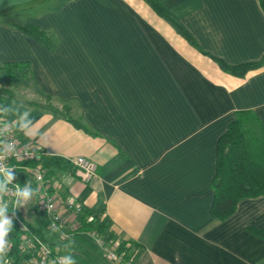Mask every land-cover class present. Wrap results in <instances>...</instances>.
Here are the masks:
<instances>
[{
    "label": "crops",
    "instance_id": "1",
    "mask_svg": "<svg viewBox=\"0 0 264 264\" xmlns=\"http://www.w3.org/2000/svg\"><path fill=\"white\" fill-rule=\"evenodd\" d=\"M157 1L189 39L143 0H0V87L14 96L3 92L2 106H22L35 125L34 135L13 136L97 165L87 183L74 174L53 180L110 221L136 251L132 264H264V240L248 231L264 229V197L239 201L224 221L211 214L219 138L238 111L264 126V67L236 77L218 61L264 58V13L258 0ZM27 26L52 35L56 48L20 29ZM7 64L22 66L12 81ZM48 100L83 127L31 105ZM15 175L21 187L29 180ZM32 205L19 207L21 218L66 254L40 209L39 225L23 218ZM81 237L66 243L75 264H117Z\"/></svg>",
    "mask_w": 264,
    "mask_h": 264
},
{
    "label": "trees",
    "instance_id": "2",
    "mask_svg": "<svg viewBox=\"0 0 264 264\" xmlns=\"http://www.w3.org/2000/svg\"><path fill=\"white\" fill-rule=\"evenodd\" d=\"M143 1L158 15L164 18V20H166L179 34L189 39L187 33L178 24V21L165 11L157 0ZM258 3L264 13V0H258ZM20 29L42 44L48 51L51 52L56 48V40L52 35L42 32L38 28L32 26ZM218 65L224 72L230 75L244 77L248 72L264 67V58L257 63H248L239 66H228L221 61H218ZM21 67L22 66L18 64H7L3 66L9 81L13 80L12 70L21 69ZM2 92L7 95L9 100L14 98L10 92L4 90H2ZM31 105L47 109L53 114L72 123L77 128L83 127L78 121L72 120L68 114L69 110L67 107L66 109H57L49 100L45 105L36 103H31ZM38 154V159L31 162L29 166L34 167L36 165L40 166L42 170H45L46 180L50 178L54 179L55 175L58 173L74 174V168L70 161L59 156H51L41 152H38ZM211 188L214 192L211 214L217 221H224L231 216L239 201L247 198L264 197V126L252 111L236 112L234 121L228 126L225 134L219 138L217 145L216 172ZM89 216L93 217L91 222L86 221ZM78 222L80 223L78 230L75 231L69 239L60 243L61 245L66 244L71 239L78 238L79 240H83L81 233L95 231L108 242L117 241V253L123 255V258L130 261V264L133 263L137 255L136 251H133V248L131 249L127 246L128 242L118 239L115 233L110 231V221L107 218L101 219L98 214L84 208L82 215L78 218ZM26 224L34 235L47 242L45 235L41 231L35 230L28 223ZM248 231L254 236L264 240V229H248ZM50 233L54 234L52 232ZM14 242L16 243V239H14ZM49 246L53 245L50 244ZM132 247L135 248L136 246ZM13 255L16 260L21 259L15 247Z\"/></svg>",
    "mask_w": 264,
    "mask_h": 264
},
{
    "label": "built area",
    "instance_id": "3",
    "mask_svg": "<svg viewBox=\"0 0 264 264\" xmlns=\"http://www.w3.org/2000/svg\"><path fill=\"white\" fill-rule=\"evenodd\" d=\"M5 99L0 87V106L4 104ZM7 139L15 141L17 152L6 163L15 168L17 171L15 174L22 173L29 179L34 189L37 190L39 209L46 220L47 230L54 233L59 242L66 241L80 227L78 218L82 215L84 207L61 191L52 178L46 180V171L42 170L40 166H29L39 157L32 145L19 143L13 135ZM70 163L74 168V175L84 183L89 182L97 175V165L88 158L79 157ZM13 184L21 186L17 180H14ZM10 187L12 186L10 185ZM5 199L10 201L11 211L14 204L13 198L9 195ZM8 215L13 217V230L8 237L10 249L6 257L7 264H54V262L58 264L60 256L52 251L47 242L31 232L25 221L19 216V208L14 212H9ZM92 220V216L86 219L87 222ZM81 236L91 241L108 261L117 264H130V261L123 258V255L117 253V241L108 242L95 231L81 233ZM14 239H16V243ZM14 247L21 256L20 260L14 258Z\"/></svg>",
    "mask_w": 264,
    "mask_h": 264
},
{
    "label": "clouds",
    "instance_id": "4",
    "mask_svg": "<svg viewBox=\"0 0 264 264\" xmlns=\"http://www.w3.org/2000/svg\"><path fill=\"white\" fill-rule=\"evenodd\" d=\"M34 127L31 114L27 109H22V106L15 104L0 106V264H7L6 257L10 249L8 237L13 230V217L8 215L9 212L24 207L37 195V190L32 187L29 180L22 187L19 184H13L17 171L6 161L16 155L17 149L15 141L7 138L15 132L32 136ZM9 195L14 200L11 211L10 201L5 199ZM71 248V242L63 246L66 254L58 258V264H75Z\"/></svg>",
    "mask_w": 264,
    "mask_h": 264
},
{
    "label": "rangeland",
    "instance_id": "5",
    "mask_svg": "<svg viewBox=\"0 0 264 264\" xmlns=\"http://www.w3.org/2000/svg\"><path fill=\"white\" fill-rule=\"evenodd\" d=\"M36 201H37V199H35V197H34L32 199L33 205H32L31 210L28 211V210L24 209L21 211L23 218L33 225H39L41 223V221L43 220L40 213H39V208H40L39 207V201H38V206L35 203Z\"/></svg>",
    "mask_w": 264,
    "mask_h": 264
}]
</instances>
